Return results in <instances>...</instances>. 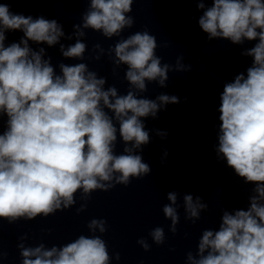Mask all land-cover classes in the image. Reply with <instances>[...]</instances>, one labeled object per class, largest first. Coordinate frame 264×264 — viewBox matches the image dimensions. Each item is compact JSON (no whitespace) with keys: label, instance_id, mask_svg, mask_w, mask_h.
Segmentation results:
<instances>
[{"label":"clouds","instance_id":"clouds-1","mask_svg":"<svg viewBox=\"0 0 264 264\" xmlns=\"http://www.w3.org/2000/svg\"><path fill=\"white\" fill-rule=\"evenodd\" d=\"M82 2L88 7L68 36L56 19L26 16L12 11L8 2L0 3V221L8 224L69 210L77 203V193L84 201L76 208L79 215L86 210L92 193L128 186L133 179L150 175V165L137 154L150 143L145 119H158V113L168 105L180 103L176 95L161 93L155 99L140 95L148 91V83L167 87L170 71H190L191 66L182 63V56L175 65L162 63L156 50L168 45H158L156 36L146 28L122 36L125 29L134 27L130 13L135 0ZM190 2L202 10L198 26L209 41L254 42L240 53L251 58V66L224 83L219 94L215 148L217 161L223 160L252 187L247 208L223 210L218 230L202 231L196 252L186 253L185 264H264V0H210L208 7L209 0ZM85 29L108 39L119 38L107 54L114 75L121 65L126 66V94H118L115 85L105 89L106 78L98 77L83 62ZM17 31L22 33L19 42L6 45L7 33ZM62 37H75V43L65 46L60 43ZM45 44H59L62 56L77 62L60 63L57 73L52 58H45V48L31 46ZM97 50L99 54L90 58L99 61L105 50L95 44L93 52ZM155 132L161 139L167 138L166 131ZM118 140L124 144L119 154ZM179 196L176 191L168 192L169 203L162 208L173 235L180 222ZM182 200L184 219L193 224L208 210L200 196L185 193ZM86 227L90 235L80 234L50 247L43 241L26 245L27 234L20 236V264L119 261L120 254L110 255L102 238L108 231L107 221L92 218ZM148 235L157 246L165 243L163 227L153 228ZM137 244L146 252L151 249L144 237ZM7 255L0 242V262Z\"/></svg>","mask_w":264,"mask_h":264}]
</instances>
